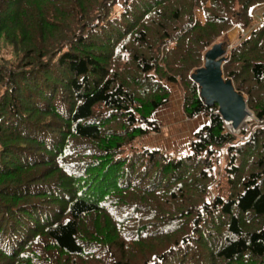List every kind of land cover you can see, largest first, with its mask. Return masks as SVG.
Returning <instances> with one entry per match:
<instances>
[{
	"label": "trees",
	"instance_id": "obj_1",
	"mask_svg": "<svg viewBox=\"0 0 264 264\" xmlns=\"http://www.w3.org/2000/svg\"><path fill=\"white\" fill-rule=\"evenodd\" d=\"M264 0H0V264H264V127L191 75ZM225 76L264 119V12ZM7 53V54H6ZM176 87L209 122L145 147Z\"/></svg>",
	"mask_w": 264,
	"mask_h": 264
},
{
	"label": "rangeland",
	"instance_id": "obj_2",
	"mask_svg": "<svg viewBox=\"0 0 264 264\" xmlns=\"http://www.w3.org/2000/svg\"><path fill=\"white\" fill-rule=\"evenodd\" d=\"M263 12H264V6H260V7L253 9L252 13L255 16V21L253 22V24L251 25L249 29L244 30L241 26L236 25L233 29H231V31L228 32V40L230 42V46L228 47V50L226 51L227 58L229 56V52L231 48L237 45V43H239L242 38L249 37L251 35V32L259 24H261V21H262L261 17H262ZM219 43L221 42H217L215 44H219ZM203 66H204V62H203ZM171 90L173 92L172 100L182 101L179 90L174 86L171 87ZM169 104L159 109L158 112L154 116V119L159 124L158 126L159 132L149 133L148 135L142 137L140 139V142L145 147H156L162 150H167L168 152L174 155L183 156V154L186 153V151L191 146L194 132L197 131L200 126L199 124L195 123L196 120L188 119L187 117L183 115L182 107L180 106L179 103H178L179 106L176 107V111H172L170 113L171 115L165 114L163 111L166 108L171 107ZM248 111L251 113V116L249 117V120L247 121V123L244 125V128L245 129L257 128L259 126L257 119L255 118L254 114L249 109ZM204 123L207 124L208 120L207 122L204 121Z\"/></svg>",
	"mask_w": 264,
	"mask_h": 264
},
{
	"label": "water",
	"instance_id": "obj_3",
	"mask_svg": "<svg viewBox=\"0 0 264 264\" xmlns=\"http://www.w3.org/2000/svg\"><path fill=\"white\" fill-rule=\"evenodd\" d=\"M227 60L223 44H215L206 52L204 66L197 69L191 79L199 86L205 105L217 106L223 121L238 131L244 127L251 113L246 97L238 92L232 80L224 76L223 66Z\"/></svg>",
	"mask_w": 264,
	"mask_h": 264
},
{
	"label": "crops",
	"instance_id": "obj_4",
	"mask_svg": "<svg viewBox=\"0 0 264 264\" xmlns=\"http://www.w3.org/2000/svg\"><path fill=\"white\" fill-rule=\"evenodd\" d=\"M178 103L180 104V106H181V101H178V100H175V101H171L170 102V106L171 107H169V108H166L163 112L165 113V114H167V115H169L172 111H176V107L177 106H179L178 105ZM171 115V114H170ZM203 116V117H202ZM194 120H196V124H199V128H198V130L202 127V126H204L205 125V123H204V121H206L207 122V120H208V122H209V119L206 117V116H204V115H200V116H197L196 118H194ZM197 130V131H198ZM196 133V131L194 132V134ZM160 149V148H159ZM162 150V149H161ZM189 150V149H188Z\"/></svg>",
	"mask_w": 264,
	"mask_h": 264
},
{
	"label": "built area",
	"instance_id": "obj_5",
	"mask_svg": "<svg viewBox=\"0 0 264 264\" xmlns=\"http://www.w3.org/2000/svg\"><path fill=\"white\" fill-rule=\"evenodd\" d=\"M248 120H249V118L247 119V121H248ZM247 121H246V123H247ZM257 122L259 123V126H258V127H264V119H263V120H262V119H261V120H258V119H257ZM246 123H245V124H246ZM226 125H227V127H228V124H226ZM228 129H229L232 133H235V134H237V133L240 132V130H238V131H237V130H233V129L231 130L229 127H228ZM242 129H245V128L243 127Z\"/></svg>",
	"mask_w": 264,
	"mask_h": 264
},
{
	"label": "bare ground",
	"instance_id": "obj_6",
	"mask_svg": "<svg viewBox=\"0 0 264 264\" xmlns=\"http://www.w3.org/2000/svg\"><path fill=\"white\" fill-rule=\"evenodd\" d=\"M228 127L232 130V127H231V125L230 124H228Z\"/></svg>",
	"mask_w": 264,
	"mask_h": 264
}]
</instances>
